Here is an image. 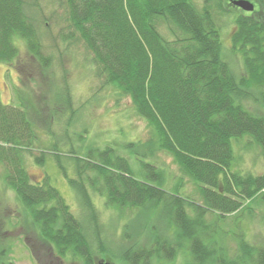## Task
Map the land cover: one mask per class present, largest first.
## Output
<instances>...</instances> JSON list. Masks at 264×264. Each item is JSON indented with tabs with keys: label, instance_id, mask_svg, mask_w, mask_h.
<instances>
[{
	"label": "trees",
	"instance_id": "16d2710c",
	"mask_svg": "<svg viewBox=\"0 0 264 264\" xmlns=\"http://www.w3.org/2000/svg\"><path fill=\"white\" fill-rule=\"evenodd\" d=\"M220 1L204 0L198 7L196 0H64L66 25L59 38L82 43L95 76L129 98L149 134L143 143L126 146L140 173L113 147L82 155L69 144L66 155L74 167L69 177L57 140L49 147L39 145L23 91H15L16 106L0 102L3 182L58 258L95 264L96 253L107 252L99 247L91 198L97 195L106 207L134 213L122 230L118 259L123 264H171L180 253L184 264H264V246L248 242L238 221L252 212L251 202L264 201V170H231L232 142L244 136L264 158V14L240 13L233 20L232 49L244 68L236 76L221 54L214 10L215 4L226 12ZM36 23L24 0H0V63L18 59L14 41L20 39L38 66L50 69L53 55L44 51ZM60 91L54 112L58 106L71 109L65 79ZM248 101L263 111L248 109ZM59 137L69 141L67 129ZM155 151L172 158L180 172L176 182L167 185L163 169L150 158L145 161ZM25 156L40 167L48 158L55 163L83 219L72 213L47 176L42 184L31 182ZM186 181L196 187L195 195L185 193ZM229 217H234L232 227L223 229ZM0 264L12 263L2 259Z\"/></svg>",
	"mask_w": 264,
	"mask_h": 264
},
{
	"label": "rangeland",
	"instance_id": "374dc122",
	"mask_svg": "<svg viewBox=\"0 0 264 264\" xmlns=\"http://www.w3.org/2000/svg\"><path fill=\"white\" fill-rule=\"evenodd\" d=\"M24 1L28 14L37 22L44 51L53 55V61L50 69L44 72L28 54L24 42L15 39L18 59L11 65L0 63V102L16 106L15 91H23V96L32 107L30 114L38 133L39 145L49 147L57 140L58 148L63 153L61 160L69 177H74L73 163L66 155L69 144L79 149L78 153L82 155L87 149L101 150L107 146L113 147L128 159L135 173H140L136 158L126 146L130 143H143L147 139L149 127L146 121L136 114L129 98L122 96L115 86L107 85L95 76L91 56L81 42L61 41L59 31L66 25L64 0ZM203 1L196 0L197 6L200 7ZM232 1L236 0L220 1L226 12H219L215 4L214 10L216 22L220 27L222 57L232 72L241 76L244 74L243 63L231 44L233 20L240 13L254 17L262 16L264 0H246L253 5L252 12H242L240 8L231 5ZM18 71L21 72V78ZM64 79L70 88L71 109L61 110L62 107L58 106L54 112L53 102L57 96L60 99L58 94ZM245 105L254 112L263 111L261 106L254 105L252 101L245 102ZM65 129L70 137L69 141L59 137ZM76 134L83 135L84 139L79 140ZM232 149V171L241 174L263 172L264 158L258 146L249 137L244 136L233 141ZM151 155L148 154L145 161L150 163V158L163 169L167 185L176 182L180 172L172 158L159 151ZM24 166L34 184H42L48 177L49 184L59 191L72 213L83 219L84 214L75 193L51 159L48 158L45 165L40 167L25 156ZM195 188L192 183L186 181L184 191L187 195H195ZM91 198L97 210L98 234L102 241L99 247H104L102 249L108 252L96 253L95 264H123L118 259V253L124 247L122 230L134 217V213L130 210L120 211L114 207H106L103 199L97 195H92ZM250 205L252 212L238 221L248 242L264 246V201L256 199ZM233 218L229 217L226 223L221 225L223 229H231ZM209 219L210 216L207 220ZM228 244L234 245L231 239H228ZM93 247L97 252L96 241H93ZM2 259L12 264H82L77 258H58L50 245L41 240L14 192L4 184L3 166L0 165V261ZM185 260V256L180 253L171 264H184Z\"/></svg>",
	"mask_w": 264,
	"mask_h": 264
},
{
	"label": "water",
	"instance_id": "95a60500",
	"mask_svg": "<svg viewBox=\"0 0 264 264\" xmlns=\"http://www.w3.org/2000/svg\"><path fill=\"white\" fill-rule=\"evenodd\" d=\"M231 5L240 8L242 11L244 12H252L254 7L253 5L246 1V0H236V1H232ZM98 264H110L108 262H99Z\"/></svg>",
	"mask_w": 264,
	"mask_h": 264
},
{
	"label": "flooded vegetation",
	"instance_id": "af4514ba",
	"mask_svg": "<svg viewBox=\"0 0 264 264\" xmlns=\"http://www.w3.org/2000/svg\"><path fill=\"white\" fill-rule=\"evenodd\" d=\"M235 7V6H234ZM242 11V10H241ZM242 12H244V11H242Z\"/></svg>",
	"mask_w": 264,
	"mask_h": 264
}]
</instances>
